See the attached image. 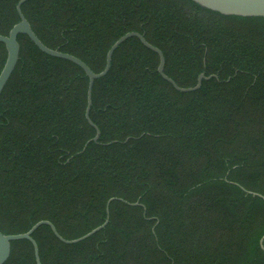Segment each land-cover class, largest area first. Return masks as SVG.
I'll return each instance as SVG.
<instances>
[{
	"label": "trees",
	"instance_id": "1",
	"mask_svg": "<svg viewBox=\"0 0 264 264\" xmlns=\"http://www.w3.org/2000/svg\"><path fill=\"white\" fill-rule=\"evenodd\" d=\"M0 0V34L20 20ZM49 47L19 34L20 59L0 96V230L36 229L43 264H264V17L229 16L193 0H28ZM0 42V73L7 60ZM258 193L259 195H255ZM139 202V204H135ZM5 264H37L27 239Z\"/></svg>",
	"mask_w": 264,
	"mask_h": 264
},
{
	"label": "water",
	"instance_id": "2",
	"mask_svg": "<svg viewBox=\"0 0 264 264\" xmlns=\"http://www.w3.org/2000/svg\"><path fill=\"white\" fill-rule=\"evenodd\" d=\"M28 0H20L17 4V10L20 16V20L11 28L10 32L8 35H3L0 34V42H3L6 45L7 48V60L5 62V65L0 73V96L11 78L18 61L20 59V52H21V44L18 39L19 34H26L28 35L31 40L42 50L48 55L54 56V57H59V58H64L68 59L79 66H81L87 75L89 76V85H88V105L86 109V117L88 121L96 128V134L92 138L93 141H98L100 138L101 130L100 128L92 121L90 117V110L92 106V91H93V85L96 79L101 78L105 76L112 65V59L114 52L116 49L128 38L130 37H137L141 40V42L147 46L148 48L154 50L155 52L158 53L160 62L158 66V70L161 73V75L168 80L177 90L183 91V92H189V91H195L198 90L203 83L204 79H208L211 76H206L204 72H202L199 77L197 84L194 86L190 87H183L180 86L172 77L166 74L165 72V64H166V58L163 53V51L150 43L144 34L138 31H130L121 36L118 40H116L112 46L109 48L106 56V64L105 67L102 71L100 72H95L84 60L79 58L78 56L61 51L59 49H54L49 46H47L36 34L34 31L30 21L27 19L25 16L23 10H22V5ZM194 2L200 4L204 8H207L209 10H213L216 12H219L224 15H229V16H241V17H264V0H193ZM255 195H259L258 193H254ZM264 198V196H263ZM116 198H111L108 201L107 204V218L102 223L101 225L95 227L91 231L87 232L86 234L74 238V239H68L64 236H62L55 224L50 221V220H40L36 222L28 231L23 232V233H17V234H6L0 230V264H5V262L9 259L11 255V250H12V242L16 240H21V239H27L32 242L35 250V256H36V262L37 264H43L40 253H39V246L37 241L35 240L33 234L36 231L38 227L41 225L47 224L51 227L53 230L54 234L64 243L68 244H73L77 243L80 241H83L87 239L88 237L94 235L96 232L102 230L104 227L109 222L110 218V203ZM135 204H139V202H136ZM260 245L262 249L264 250V235L260 239Z\"/></svg>",
	"mask_w": 264,
	"mask_h": 264
}]
</instances>
